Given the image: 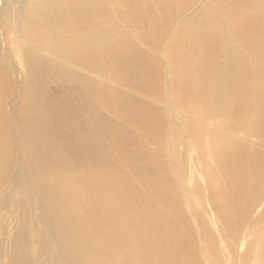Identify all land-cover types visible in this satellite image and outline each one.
<instances>
[{
	"label": "bare ground",
	"instance_id": "6f19581e",
	"mask_svg": "<svg viewBox=\"0 0 264 264\" xmlns=\"http://www.w3.org/2000/svg\"><path fill=\"white\" fill-rule=\"evenodd\" d=\"M8 1L9 24L0 22V196L18 180L24 193L0 208V220L9 217L0 264H200V253L218 257L216 242L243 260L256 255L264 5L249 13L250 0H240L223 9L219 27L230 36L220 41L212 20L199 17L204 41L174 47L157 63L125 37L122 21L139 0ZM158 76L161 113L144 99L159 88ZM149 141L166 147L168 162ZM199 164L205 174L196 180ZM21 202L34 206L40 226H30ZM258 255L249 264H264V248Z\"/></svg>",
	"mask_w": 264,
	"mask_h": 264
},
{
	"label": "rangeland",
	"instance_id": "374dc122",
	"mask_svg": "<svg viewBox=\"0 0 264 264\" xmlns=\"http://www.w3.org/2000/svg\"><path fill=\"white\" fill-rule=\"evenodd\" d=\"M113 1H115V3H118V0H113ZM238 1L240 0H139V2H141V7L138 12L133 14L135 16L128 18L126 17L122 21V25L124 26V30L126 32L125 37L130 43H132L135 46L136 48L135 51L137 53H145L151 55L152 60L159 63L166 56L164 52L166 51L170 52V50H174V47H176L177 51H182V49L187 48V46L190 44V42L192 43V41L197 42L198 44H201L200 42L204 41L203 38L206 35L195 25L199 17L205 18L207 20H212L215 26L213 28V32L214 35L218 36L219 41L223 40L225 37L230 36L229 30L227 32L226 28L219 27L221 25L220 23H224L227 21L226 15L222 11H224L223 9H231L234 3L236 4ZM221 4H223V7H221ZM261 5H264V0H250L248 2V5L246 6V9L249 13H251ZM10 6L11 5L8 0H3L2 8L0 9V22L2 23V25L9 24L7 19L8 18L10 19V16L12 14V12L8 10ZM167 6L171 8L170 11L166 10ZM11 35L12 34L10 33L9 36ZM18 37L19 39H21V36ZM209 40L210 39L206 37V41L208 42ZM164 62L165 61L160 63L161 66L164 64ZM157 80H158L159 88L156 89L154 92L151 91L150 93H147L146 94L147 98L144 99H146L147 102L150 103L151 106L158 113H161L164 111H163V105L160 103L163 101L162 99L164 98L165 95L163 76H158ZM13 89L14 91L17 90V85L15 83H13ZM52 90L53 89L50 88L49 96L53 97L54 95L52 94L53 93ZM132 93L138 96V93L136 92H132ZM22 97H24V95ZM22 97L17 98L15 100L12 108H16L18 105H20V103L23 100ZM152 99L155 102H153ZM157 101L160 103H157ZM162 126L166 129L168 128L165 119L162 120ZM137 128L138 127L133 125L131 129L129 128V130H131V132L139 133L140 128H138V130ZM145 144L148 147L150 146L151 148L158 150L161 156H163L162 158H164V161L168 162L169 156L163 152L164 150H166L165 146H162L161 143L157 144L156 142H152V141H149L148 143ZM196 148L198 151L199 149H202V151L205 149L204 145L200 148L198 144H196ZM196 168H197L196 172L195 170L193 172L194 178L196 180L198 178L203 179L205 173L201 169V165L200 164L197 165ZM198 173H201V175H199ZM171 177H173L172 174ZM191 183L193 184V182H188V185H190V189L194 185V184L191 185ZM4 191L6 192V197L3 198L2 196H0V208L9 207L10 202L17 200L19 201L22 199L24 193L22 182L18 180L15 183H13V185L11 186L10 185L5 186ZM182 193L183 192L181 191L180 195H182ZM33 197H34V205L35 204L37 205L36 209L38 212L39 198L35 193V191ZM221 198L223 199V201L224 199L226 200V196ZM261 199H262L261 203L263 204L259 203L257 207V209L259 208L257 214H262L264 210V196ZM215 201L220 202V197L218 195L217 197H215ZM25 206L27 207L26 209L27 215H29L27 221L30 223V226L32 227V224L34 227L35 224H38L40 226V218H39L40 215L38 216H36L37 214L34 215V206L29 205V203L24 204L21 202L17 207L20 209L21 207L25 208ZM206 208H207L206 213H208V215L211 216L210 209L208 208V206ZM33 217L35 222L33 220ZM234 221H235L234 218L230 216L226 222V225L228 226L230 222H234ZM8 222H9V217H7L6 215L4 221L0 220V227L6 229ZM41 222H43V220ZM262 227L264 228V219L258 221V223H256L254 227L250 228V230L252 231V235L256 236L258 239V243H257L258 248L256 245V249L258 250V252L256 255L254 251H252L250 252L248 258L243 260L244 258L240 255V252L238 250H235L234 252H229L226 248H222L220 242H216L215 247H216V251L218 250L217 253L218 257H212V256L207 257L204 254L200 253V255L198 256L200 264H230V263L249 264V258L253 259L255 257H259L258 254H261V249L264 248V234L262 236L260 234V232H262L261 231ZM228 229L229 228H226V230ZM35 233H37V229H35ZM40 242H41V238L40 240L34 243V247L38 248ZM44 242L47 245V249L49 248V254H55L56 250L55 248H53L54 243H50L49 239L47 238L44 240ZM262 244L263 247H261ZM197 247L200 249L201 244H197ZM56 264H66V263L63 260H59V262H57Z\"/></svg>",
	"mask_w": 264,
	"mask_h": 264
}]
</instances>
